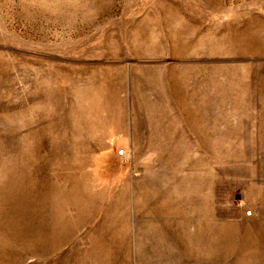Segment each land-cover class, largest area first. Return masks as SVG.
<instances>
[{
  "label": "rangeland",
  "instance_id": "rangeland-1",
  "mask_svg": "<svg viewBox=\"0 0 264 264\" xmlns=\"http://www.w3.org/2000/svg\"><path fill=\"white\" fill-rule=\"evenodd\" d=\"M0 264H264V0H0Z\"/></svg>",
  "mask_w": 264,
  "mask_h": 264
},
{
  "label": "built area",
  "instance_id": "built-area-1",
  "mask_svg": "<svg viewBox=\"0 0 264 264\" xmlns=\"http://www.w3.org/2000/svg\"><path fill=\"white\" fill-rule=\"evenodd\" d=\"M118 153H119V155H121V156H125V152H124V150H122V149H121V150H119V152H118Z\"/></svg>",
  "mask_w": 264,
  "mask_h": 264
},
{
  "label": "bare ground",
  "instance_id": "bare-ground-1",
  "mask_svg": "<svg viewBox=\"0 0 264 264\" xmlns=\"http://www.w3.org/2000/svg\"><path fill=\"white\" fill-rule=\"evenodd\" d=\"M119 154V153H118Z\"/></svg>",
  "mask_w": 264,
  "mask_h": 264
}]
</instances>
